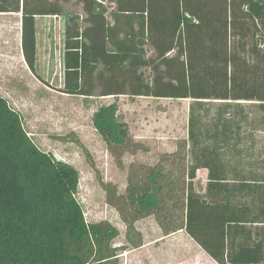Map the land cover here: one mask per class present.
Returning <instances> with one entry per match:
<instances>
[{
  "label": "trees",
  "instance_id": "trees-1",
  "mask_svg": "<svg viewBox=\"0 0 264 264\" xmlns=\"http://www.w3.org/2000/svg\"><path fill=\"white\" fill-rule=\"evenodd\" d=\"M67 1L0 0V13H22L23 55L36 76V17L63 15L62 92L192 99L188 183L184 202H175L183 221H163L173 185L168 171L151 166L129 184L132 214L124 197L109 198L129 233L154 214L166 234L185 229L219 264H264V0H107L116 4L113 23L106 0H77L89 16L85 28ZM117 111L112 103L94 114L116 153L138 145ZM199 169L208 170L202 191ZM79 181V170L42 149L0 94V264H121L119 229L86 220Z\"/></svg>",
  "mask_w": 264,
  "mask_h": 264
},
{
  "label": "rangeland",
  "instance_id": "rangeland-1",
  "mask_svg": "<svg viewBox=\"0 0 264 264\" xmlns=\"http://www.w3.org/2000/svg\"><path fill=\"white\" fill-rule=\"evenodd\" d=\"M110 22L115 3L104 1ZM66 10L80 15L82 27L91 25L83 4L64 3ZM124 19V20H123ZM22 13H0V94L22 114L29 135L45 151L73 164L80 172L77 197L88 222L108 220L119 229L114 245L119 247L121 264H200L197 245H184L169 238L156 215L134 222L129 233L120 210L109 202L112 196L124 197V210L132 214L126 200L130 183L141 179L147 167L161 165L170 174L174 198L168 201L170 215L163 221L174 227L183 221L182 210L188 183L187 160L189 106L192 99L152 96H83L62 92L65 75V26L63 15L37 16V76L22 53L20 34ZM123 22L125 18H122ZM125 28V27H124ZM148 55L154 54L148 47ZM147 76L152 71L144 69ZM117 103L119 118L127 122L137 146L113 152L94 124L100 106ZM264 142V132L260 133ZM207 169H199L195 184L202 191ZM109 184L111 194L105 188ZM163 215H165L163 213ZM176 216V217H175ZM176 221V222H175ZM141 244L134 247L132 242Z\"/></svg>",
  "mask_w": 264,
  "mask_h": 264
},
{
  "label": "crops",
  "instance_id": "crops-1",
  "mask_svg": "<svg viewBox=\"0 0 264 264\" xmlns=\"http://www.w3.org/2000/svg\"><path fill=\"white\" fill-rule=\"evenodd\" d=\"M36 29H37V21H36ZM22 32L20 34V45L22 49ZM38 41V36H37ZM23 53V49H22ZM24 56V55H23ZM169 238L174 237L175 240H178L179 243H182L184 245H197L198 248L194 249L195 251H198L196 255L201 258L200 264H219L216 260H214L187 232L185 229H180L178 231H175L168 236Z\"/></svg>",
  "mask_w": 264,
  "mask_h": 264
}]
</instances>
